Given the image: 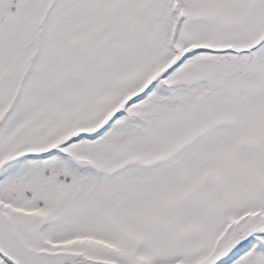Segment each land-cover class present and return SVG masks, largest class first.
Here are the masks:
<instances>
[{"label":"snow or ice","instance_id":"obj_1","mask_svg":"<svg viewBox=\"0 0 264 264\" xmlns=\"http://www.w3.org/2000/svg\"><path fill=\"white\" fill-rule=\"evenodd\" d=\"M0 264H264V0H0Z\"/></svg>","mask_w":264,"mask_h":264}]
</instances>
